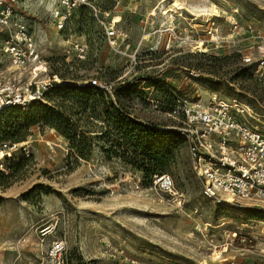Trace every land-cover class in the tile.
<instances>
[{"label": "rangeland", "instance_id": "obj_1", "mask_svg": "<svg viewBox=\"0 0 264 264\" xmlns=\"http://www.w3.org/2000/svg\"><path fill=\"white\" fill-rule=\"evenodd\" d=\"M95 2L127 34L126 55L105 43L89 11L76 13L68 36L55 29L49 0L24 9L43 41L35 81L53 87L40 102L0 114V139L18 143L9 172L0 173V264H46L56 242L65 264H264V210L204 199L185 140L155 172L171 177L174 194L159 190L151 171L131 165L134 155L108 153L111 141L99 135L104 101L88 86L97 80L127 116L157 128L183 126L167 113L174 99L199 106L222 99L241 103L264 130V72L262 83L255 64L242 62L264 58V0ZM212 4L218 15L208 14ZM7 34L0 31V42ZM199 40L202 51L194 48ZM74 44L84 46V58ZM0 72L32 82L18 76L2 46ZM69 123L77 150L62 133Z\"/></svg>", "mask_w": 264, "mask_h": 264}, {"label": "built area", "instance_id": "obj_2", "mask_svg": "<svg viewBox=\"0 0 264 264\" xmlns=\"http://www.w3.org/2000/svg\"><path fill=\"white\" fill-rule=\"evenodd\" d=\"M42 2L0 0V31L5 29L8 33L0 46L13 61L18 76L32 79V82H22L20 79L0 78V112L10 107L27 108L30 103L42 100L43 93L53 87L50 81H35L38 74L44 71L40 64L43 41L39 37L37 39L36 32L23 18L24 9ZM49 4V13L58 32L70 36L76 13L89 11L98 23L105 43L113 52L126 55L122 45L127 40V34L116 27V20L110 22L101 16L95 0H49ZM74 46L77 56L84 58V46ZM242 62L246 65L255 64L254 75L262 81L264 58L255 60L249 55L243 57ZM89 85L107 90L97 80H91ZM166 106L169 115L174 114L183 119V126L176 130L189 147L193 170L201 181L202 197L217 205L264 210V130L249 123L244 117L242 104H230L217 99L206 106H199L174 99L173 103ZM17 148L18 143L0 139V173L9 172L6 160ZM152 183L159 190L174 194L169 175L155 174ZM258 223L263 226L260 233L264 234V221ZM62 249V242L54 243L46 254V264H65ZM261 252L264 253V240L261 241Z\"/></svg>", "mask_w": 264, "mask_h": 264}, {"label": "trees", "instance_id": "obj_3", "mask_svg": "<svg viewBox=\"0 0 264 264\" xmlns=\"http://www.w3.org/2000/svg\"><path fill=\"white\" fill-rule=\"evenodd\" d=\"M88 86L91 89L90 95L92 94L94 96L93 93H96L102 101H104L101 112L104 119L103 124H106V127L99 135L100 138L107 137L109 141H111L108 147V153H111V151H119L120 155L124 158H130L131 155H134L135 158L130 160L131 165L142 168L144 172L151 171V182L153 175L163 174L161 172H155L162 169L165 159L171 157L173 150L177 148L178 144L183 142V136L177 131L157 128V126L153 124L130 118L127 116L126 110L119 108L113 103V94L110 96L102 89L91 85ZM173 101L168 104L173 103ZM38 102L40 101H34L30 103L28 107ZM95 104L93 106H95ZM165 107L167 108V106ZM14 108L18 107L6 108L2 110L0 114ZM96 109V107H93L92 111L96 113ZM67 125L70 126L68 131L62 133L67 137L72 148L77 150L78 146H76V134L74 132L76 126L70 123ZM53 128L56 131L59 130L55 125H53ZM81 137H83V135H81ZM148 165H150V167H148Z\"/></svg>", "mask_w": 264, "mask_h": 264}, {"label": "bare ground", "instance_id": "obj_4", "mask_svg": "<svg viewBox=\"0 0 264 264\" xmlns=\"http://www.w3.org/2000/svg\"><path fill=\"white\" fill-rule=\"evenodd\" d=\"M207 12H208V14L209 15H218V9L216 8V6H214L213 4L211 5V7H210V9L209 10H207ZM197 45L194 47L195 48V50H200V51H202V50H204L203 48H202V41L201 40H199L197 43H196ZM191 75L193 76V78H197L198 77V75L195 73V72H192L191 73Z\"/></svg>", "mask_w": 264, "mask_h": 264}]
</instances>
